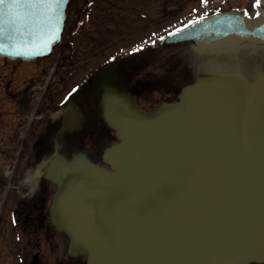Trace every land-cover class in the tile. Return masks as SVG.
<instances>
[{"label": "water", "instance_id": "1", "mask_svg": "<svg viewBox=\"0 0 264 264\" xmlns=\"http://www.w3.org/2000/svg\"><path fill=\"white\" fill-rule=\"evenodd\" d=\"M68 2L51 20L39 7L0 5V57H47ZM183 41L264 52V14L216 11L163 39ZM102 105L118 140L102 153L110 169L77 156L47 170L59 186L53 223L82 264L264 263V75L198 76L152 111L119 89Z\"/></svg>", "mask_w": 264, "mask_h": 264}, {"label": "flooded vegetation", "instance_id": "2", "mask_svg": "<svg viewBox=\"0 0 264 264\" xmlns=\"http://www.w3.org/2000/svg\"><path fill=\"white\" fill-rule=\"evenodd\" d=\"M113 1L117 8L110 11L98 7L97 0H69L62 40L47 58H0V260L9 264L17 258L19 264H45L41 244L54 255L61 235L65 241L45 208L53 191L49 189L53 178L45 168L51 160H67L86 148L96 150L87 152L89 160L103 164L101 150L113 142L108 141L113 131L105 119L103 98L121 88L145 110L153 109L177 98L183 85L218 59L194 52L190 45L176 49L191 54L186 62L172 47L165 53L143 47L129 50L107 66L104 58L110 48L123 43V31L142 32L140 16L124 15L123 0ZM241 56L235 60L242 64L246 58ZM79 70L92 73L76 78ZM7 181L19 182L21 191L16 206L8 209L5 202L10 191L2 197ZM65 255L66 259L58 256L53 264H82L79 255L69 250L67 254V247Z\"/></svg>", "mask_w": 264, "mask_h": 264}, {"label": "rangeland", "instance_id": "3", "mask_svg": "<svg viewBox=\"0 0 264 264\" xmlns=\"http://www.w3.org/2000/svg\"><path fill=\"white\" fill-rule=\"evenodd\" d=\"M124 1L125 0H123L122 3H124ZM126 3L128 5V8H133V7L138 9L143 8L142 10L143 13L141 18L143 20L144 18H148V17L149 18L144 22L141 21L140 25H138V29L139 30L142 29L141 33L138 32L137 34H135L131 32L130 28H128L127 31L125 30L123 31L122 34H120L121 37L123 38V43L120 46L115 47L114 49L110 48V51L107 53L106 58H104L107 61H109L110 59L119 58L132 49H140L143 47H147V48L153 47L151 49H155L162 46L163 39L166 33L169 31V29H171L172 27L178 24L185 22L188 19H191L194 16H199L202 13L205 14L207 12H211L219 8H223V9L234 8L240 12H245L250 16H253L257 14L258 8L264 9V0H261L259 6H257V9H254L253 6L255 5L254 0H206V2L205 0H129ZM167 3L169 5H167ZM166 5L167 8L165 9ZM158 7H160V10H165V12H167V13L164 12V15L161 18V20H158V18L162 16L161 12L158 11ZM143 24L145 25V27H143ZM146 24L150 25V27H147ZM116 37L117 36L113 37L112 35L113 39ZM161 37H163V39H161ZM117 38H119V36ZM181 48L182 47L175 46L173 47V52L174 51L176 52L177 50L179 51V49ZM178 51L177 53H179ZM160 53H165L164 49H162ZM91 60L93 61V59ZM228 60L229 59H227V57H222L221 60L217 61L218 63L217 65H213L211 63L210 64L213 65L212 67L221 68L223 74H227V71H235L236 69H238L237 66H239L241 70H243L249 76L255 75V73H253L250 69L251 61L247 63L237 64L235 60L232 59H230L231 61ZM204 69L205 70L210 69V65H206ZM210 70L204 72L203 74H209ZM80 73L86 76L87 74H91L92 71L91 73H88V71L79 70L76 73V78H78ZM81 137L82 135L76 138L77 143L81 140ZM85 151L88 153L91 151L92 153H96L95 149L90 150L86 148ZM16 183L19 182L7 181L5 186H3V189L1 187V189L4 190L2 197L5 196L4 192L10 191L8 197H7L8 193L6 194L7 200L5 202V208L7 209L14 208L16 206L17 197L20 196L21 194L20 187H16L17 185ZM54 188L55 187L52 185L50 186L49 189L54 190ZM22 194H24V192ZM48 195L50 196V193ZM49 196L48 199L50 198ZM49 203L48 202L45 203L46 211L50 213V217L51 216L54 217L52 213L54 209L52 208V206L49 207L50 206ZM11 221H13V217H11ZM66 241H67L66 238L64 241V237H62L61 235L60 236V242H62L61 246L59 248V251H57L54 255L52 254V252L49 251L46 245L41 244L42 254H43L41 255L42 256L41 259L44 261L45 264H53V260L58 256L59 259L61 260L66 259V255H65L66 245H67ZM42 243H44V241H42ZM17 262L20 263L18 261V258L17 260L12 259L13 264H16ZM9 263L10 262L8 260H0V264H9ZM55 263L56 262H54V264Z\"/></svg>", "mask_w": 264, "mask_h": 264}, {"label": "snow or ice", "instance_id": "4", "mask_svg": "<svg viewBox=\"0 0 264 264\" xmlns=\"http://www.w3.org/2000/svg\"><path fill=\"white\" fill-rule=\"evenodd\" d=\"M64 0H0V5H4L6 3L10 4V6H35L39 7L45 10V15L47 19L51 20L55 14L56 10L59 6V4L63 3ZM206 2V0H205ZM261 0H255V6H259ZM260 14L257 13V16ZM177 32L180 31V29L176 30ZM51 35L54 37L55 33L54 31L51 33ZM163 39V37H161ZM30 54V53H28Z\"/></svg>", "mask_w": 264, "mask_h": 264}, {"label": "bare ground", "instance_id": "5", "mask_svg": "<svg viewBox=\"0 0 264 264\" xmlns=\"http://www.w3.org/2000/svg\"><path fill=\"white\" fill-rule=\"evenodd\" d=\"M263 13H264V11H262ZM261 14V13H260ZM53 184H54V194H56V192L58 191V189H59V186H58V183H56L54 180H53ZM60 188H62V186L60 185ZM55 219H57L56 217H55Z\"/></svg>", "mask_w": 264, "mask_h": 264}]
</instances>
